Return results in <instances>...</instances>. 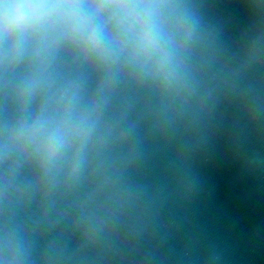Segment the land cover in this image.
<instances>
[{"label":"clouds","instance_id":"obj_1","mask_svg":"<svg viewBox=\"0 0 264 264\" xmlns=\"http://www.w3.org/2000/svg\"><path fill=\"white\" fill-rule=\"evenodd\" d=\"M173 7L168 0H0V70L28 64L31 75L17 94L21 101L31 98L64 48L108 70L122 65L161 75L169 66L165 16ZM84 137L81 123L61 119L46 132L37 119L8 132L3 154L27 153L48 169L72 141L82 145Z\"/></svg>","mask_w":264,"mask_h":264}]
</instances>
